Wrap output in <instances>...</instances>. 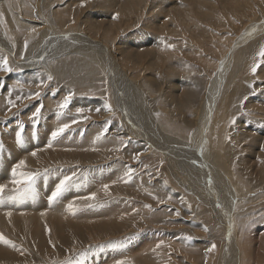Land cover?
Masks as SVG:
<instances>
[{
  "label": "rangeland",
  "instance_id": "1",
  "mask_svg": "<svg viewBox=\"0 0 264 264\" xmlns=\"http://www.w3.org/2000/svg\"><path fill=\"white\" fill-rule=\"evenodd\" d=\"M0 4V25L11 46L16 40L24 41L30 28L27 24L36 20L43 27L50 22L58 33L71 31L89 38L88 43L98 41L109 48L102 52L92 46L100 52L98 56L89 52V45L83 53H78L80 48L72 54L49 55L57 48L43 50L50 52L46 63H38L28 80L14 79L11 83L15 85L9 84L12 90L20 91V97L34 99L30 105L25 101L19 114L16 99H1L6 104L4 112L12 111L8 119H15L9 128L8 119L0 112V186L4 187L0 208L16 211H10L16 226L13 230L0 224V236L8 241L2 244L5 255L0 264H90L89 260H99L102 253L103 260L112 259L109 264H222L229 259L232 263V254L224 258L228 241L223 230L224 226L232 228V220L233 245L240 254L234 264H264V88H253L256 80L264 85V24L254 35L243 38L222 70L226 75L221 97L203 136L211 138L214 149L209 161L198 155L200 138L192 139L193 130L203 126L199 121L204 109L198 110L194 101L205 95L211 82L207 62L217 59L218 65L241 34L258 27L264 18V0H0ZM75 42L77 39H71L66 45L72 49ZM191 49L196 50L195 55ZM7 51L0 48V77L7 78L6 72L20 75L18 62L22 61L13 63ZM15 56L17 59L16 51ZM120 78L124 79L122 84ZM4 92L5 88H0V98ZM45 98L53 102L47 105ZM65 100L67 105L62 108ZM124 104L131 109V117L123 112ZM129 118L134 124L127 121ZM141 121L158 147L143 157L139 155L144 141L131 135L134 142L129 144L130 136L123 138L116 132L135 129ZM65 124L69 127L53 139L52 133ZM111 129L115 133L109 134ZM66 133L71 137L68 145L76 148L64 145ZM39 135L45 138L42 146L38 145ZM77 135L80 141L86 136L99 140L79 149L72 141ZM18 138L22 142L18 143ZM28 141L34 147L25 152L31 155L25 158L27 162L20 159L5 172V164L16 162H10L12 153H21ZM50 145L57 156H44L41 150ZM124 153H132L133 162ZM112 159L116 163H111ZM64 166L71 172L40 201L35 191L37 175L42 176L46 189L54 181L51 172L57 168L64 172ZM93 167L105 174L113 170L118 180L104 182L100 193L89 181L95 174ZM213 167L223 176L221 181H230L227 190L225 181L222 188L218 185L219 190L214 185ZM21 173L35 177L31 190L23 193L17 191L23 185L13 183ZM65 180L67 190L52 199ZM70 194L73 196L67 199ZM77 202L78 207L66 217L75 218L63 228L66 238L49 235L53 212L62 207L71 209ZM224 207H233L232 220L221 209ZM238 237L252 240L249 258L241 253ZM151 240L149 258L139 259L137 256L144 254L139 247Z\"/></svg>",
  "mask_w": 264,
  "mask_h": 264
},
{
  "label": "bare ground",
  "instance_id": "2",
  "mask_svg": "<svg viewBox=\"0 0 264 264\" xmlns=\"http://www.w3.org/2000/svg\"><path fill=\"white\" fill-rule=\"evenodd\" d=\"M35 1V0H34ZM31 2V1H30ZM40 4V3H39ZM41 6V5H40ZM0 7H2V5L0 4ZM40 8V7H39ZM38 15H39V13H38ZM21 20V19H20ZM28 20V19H27ZM22 21V20H21ZM34 23L33 24H27V25H29L30 26V28H29V30L27 31V33H25L24 34V41L23 42H20L19 40H16V41H14L13 42V45L11 46V44H9V42H7L6 40H8L7 38H4V34H3V32H5L6 34H7V32H6V30H5V28L2 26V25H0V33H2L1 34V36H0V48H6V50H8L9 51V53H8V51H7V54H9L10 56H9V59H10V61H12L13 63H16V61H22V62H18V67L21 69L20 70V75H19V73L18 74H13L14 72H12V73H8V72H6V76H7V78H4V77H0V88L1 89H4L5 88V92H4V94L1 96V98H0V112H4V108L6 107V104H5V102L4 101H1V99L3 98V99H9V98H14V99H16V101H18L17 103H16V107H15V110H16V112H18L19 114H20V112H22L24 109H25V107H24V105L27 103V102H29V105H30V103L32 102L31 100H34V99H28V97L27 96H23V95H21V97L19 96V94H20V91H15V90H12V88H11V85H15L14 83H11V82H13V80L14 79H16V81H24V80H28L29 78H31L32 76H33V74H30V72H31V70L32 69H34V67L39 63V65L40 64H44V63H46V58H45V56L46 55H48L50 52H44L43 50H46V51H48V50H52V49H55V48H57L56 50H54V51H57V52H52V53H50L49 55H51V54H55V53H57V54H62V53H64V54H68V53H70V54H72L73 52H76V48H80V50L78 51V53H83V52H85L87 49H88V47L90 46V48L92 47V46H96L97 48H100L101 49V51L102 52H108L109 51V48H108V46L107 45H104L103 43H101V42H98V41H93V43H88V41H89V38H87V37H81V36H79V35H76V33H71V31L69 32V31H66L67 33H58L57 31H55V30H53L50 26V22H49V24L47 23V25H46V27H43V26H41V25H39V24H37L36 23V20H34L33 21ZM47 22V21H46ZM249 22V21H248ZM247 22V23H248ZM252 22V21H251ZM260 22V24L258 25V27H256V28H254V27H252V29H249L248 27V33H247V35H245V34H241V36H239L238 37V35H237V37H238V39H239V42H237L236 44H234L233 45V41H231L230 42V44H229V47H232V45H233V47H232V50L229 52V54H228V56H227V58H225L224 60H221V58H222V56L220 57V63L217 65V59H216V61H209V62H207V67L208 68H211V70H210V76H211V82L207 85V87H206V92H205V95H202V96H198L196 99H195V101H194V104L197 106V108H198V110H199V108L201 107V109L203 108L204 110V116L202 115V118H201V120L199 121V124L202 126V124H203V126L199 129V131H197L196 129L195 130H193V135H192V139L194 140V138H196L197 136H198V138H200L199 139V144H197V147H198V150H199V153H198V155L200 156V158L202 159V161L203 160H207V161H209V156H210V150L211 151H213L214 149H213V147L210 145V140H211V138L209 137V136H207V138H209V139H205L203 136L205 135V132H206V130L208 129V126H209V121H210V118H211V116H212V114L214 113V111H215V109H214V106H215V103H217V100H218V98H220L221 97V92H222V86H223V81H224V78H225V73H223L222 72V70H223V68L225 67V65H226V61H227V59L230 57V54L233 52V50L241 43V41L243 40V38L246 36V39L248 38V36H252V35H254L256 32V29L258 30V28L259 29H261V27H262V25L264 24V18H262V20L261 21H259ZM30 23H32V22H30ZM45 23V22H44ZM251 24V23H250ZM81 25V24H80ZM248 26V25H247ZM252 26V25H251ZM83 27V26H82ZM51 28V29H50ZM166 28V27H165ZM246 28V29H247ZM78 29V28H77ZM79 30V29H78ZM165 30V29H164ZM169 30H170V28H169ZM74 31H76V30H74ZM81 31V30H80ZM65 34H67V35H65ZM82 35H83V33H82ZM43 37V38H42ZM45 37H47L46 38V41L45 42H43V39L45 38ZM71 39H77V41L78 42H75L74 43V45H73V48L72 49H69V46L68 45H66V43H68V41H70ZM93 40H95V39H93ZM80 41H82V42H80ZM61 43V46H59V43ZM79 43V44H78ZM89 45V46H88ZM59 46V47H58ZM58 48H60V49H58ZM35 50V51H34ZM192 50V49H191ZM15 51L17 52V59H15ZM187 51V50H186ZM204 51H206V50H204ZM89 52H95L96 54L95 55H97L98 56V54L100 53L96 48H94V47H92V49H89ZM188 52V51H187ZM225 53V52H224ZM223 53V54H224ZM191 54V53H190ZM192 54L193 55H195L196 54V50H192ZM226 54V53H225ZM224 54V55H225ZM210 56H212V55H210ZM103 58H104V56H102ZM194 58V57H193ZM9 59H8V63H9ZM212 59V58H211ZM100 60H102L101 58H100ZM202 60V59H201ZM3 61H4V58H3ZM103 62V61H102ZM108 64H111V60H109V63ZM107 64V65H108ZM2 71H5V69H3ZM32 72L34 73V71L32 70ZM7 74H10V75H7ZM19 75V76H18ZM262 78L264 79V76H262ZM121 79V78H120ZM119 79V84H122L123 82H124V79H121L120 80ZM259 80H256V83H255V85L253 86V88L255 87V88H259V89H261V88H264V85H259ZM211 83H212V85H211ZM9 84H11V85H9ZM245 85V84H244ZM247 88H248V86H247ZM124 92H126L124 89H122ZM247 90L248 89H246V92H247ZM251 92V91H250ZM123 95H125L124 93H122ZM128 96H131L130 94H128ZM27 97V98H26ZM49 97V96H48ZM223 97H227V98H229L228 97V95H225V96H223ZM132 98V97H131ZM131 100V99H130ZM25 101H27L26 103H25ZM45 102V104H47V105H49L50 103H52L53 101H51V99H50V101L47 99V98H45V100H44ZM12 102V101H11ZM38 103H40V102H38ZM80 103V102H79ZM28 105V106H29ZM123 106V112L124 113H126L128 116H130L131 117V115H130V111H131V109L129 108V106L127 105V104H124V105H122ZM27 108V107H26ZM139 109V108H138ZM196 110V109H195ZM222 109H219L218 110V112H217V114L221 111ZM7 112V113H6ZM6 112H4L3 113V116L4 117H6L7 119H8V117H10V115L12 114V111H11V109H9L8 111H6ZM14 112V111H13ZM137 114L139 115V116H142L138 111H137ZM200 115V114H199ZM12 116V115H11ZM144 116V115H143ZM1 118V117H0ZM20 118V117H19ZM197 118V117H196ZM15 118H10V119H8L7 120V123H8V127L10 128L14 123L13 122H11V121H13ZM3 120V119H2ZM141 120H142V117H141ZM127 121H130V123L132 122L133 124H134V120H132V119H127ZM146 121V120H145ZM21 122V121H20ZM194 123V122H193ZM202 123V124H201ZM3 124V123H2ZM136 124H137V127L135 128V129H133L132 127H129L128 128V130H129V132H128V130H126L125 128H120V129H117L116 130V132L117 133H120L121 134V136L123 137V138H127V139H129L130 137H131V135L133 136V138H134V135L137 137V138H139L140 140H142V141H144V144H143V149L141 150L143 153H140V157H143L144 155H147L148 153H152L153 152V150H155V149H158V147H157V145L151 140V138L147 135V132H148V130H147V126L141 121V124L140 123H138V122H136ZM42 125V124H41ZM3 126V125H2ZM5 126V125H4ZM3 126V127H4ZM199 126V125H198ZM197 126V127H198ZM210 127H211V124H210ZM14 128H15V126H14ZM14 128L10 131L11 133L13 132V130H14ZM204 128V129H203ZM39 133H40V135H41V132L39 131ZM111 133H115V132H113V129H111V132L109 133V134H111ZM136 133V134H135ZM25 134H28V133H26L25 132ZM72 134V132L70 133V135ZM40 135H39V138H40ZM202 135V136H201ZM130 136V137H129ZM46 137V136H45ZM64 137L65 138H63L64 139V142H65V146H67L69 143L67 142V139H69V138H71V137H69V135H67V133H66V135H64ZM90 136H86L85 138H82L83 140L82 141H80L78 138H80L78 135L77 136H75L74 137V139L72 140V141H74L76 144H77V146L79 147V149L81 148V146H87V145H89V144H91V145H93L94 143H96L99 139H97L96 137L94 138H89ZM24 138V137H23ZM132 138V137H131ZM133 138L132 139H129V144H131V143H133L134 142V140H133ZM204 138V139H203ZM197 139V138H196ZM133 140V141H132ZM33 141V140H32ZM69 141H71V140H69ZM116 141V140H115ZM125 141V140H124ZM44 142H45V138H42V136H41V138L39 139V143H38V145H43L44 144ZM162 141L160 140V141H158V144L159 143H161ZM107 143V142H106ZM140 143V142H139ZM11 144V143H10ZM55 144V143H54ZM105 144V140L103 141V142H101V143H99L98 145L99 146H103ZM11 145H13V144H11ZM57 145H59V144H57ZM68 146H70L69 147V149L71 148V146H73V148H76V145L75 144H72V145H68ZM22 147H24L23 148V150L21 151V153H12V159L10 160V162H13L15 159H16V162L15 163H13V164H5L4 165V167H3V169H4V171L5 172H7V170H8V168L11 166V165H17V162L20 160V159H22V160H25L26 161V159L25 158H27L28 156H31V155H29V154H27V153H25V152H27V151H30V149H32L33 147H34V145L32 144V142L31 141H28V142H25V144H23V146ZM59 147V146H58ZM61 147V146H60ZM63 148V147H62ZM67 148V147H66ZM57 149V148H56ZM68 149V148H67ZM66 150V149H65ZM64 150V151H65ZM203 150H204V153H202L203 152ZM43 153H44V156H47V157H51V156H57V151L53 148V147H51V145L50 146H47V148H43L42 150H41ZM59 151H60V149H59ZM71 151V150H70ZM76 152V151H75ZM67 154H68V152H67ZM79 154H84V155H86L87 153H79ZM126 154V155H125ZM24 155H26V156H24ZM121 155V154H120ZM124 155H125V157H127V158H130V161L131 162H133V160H134V156L132 155V153H124ZM128 155V156H127ZM68 156V155H67ZM211 156H213V154H211ZM113 158V157H112ZM126 158V159H127ZM46 159V158H45ZM132 159V160H131ZM5 162H8L9 163V161L7 160V159H3ZM104 160V159H103ZM118 161H121V158H118L117 159ZM124 160V159H123ZM136 160V159H135ZM128 161V160H127ZM27 162V161H26ZM111 163H116V161H115V159H112L111 161H110ZM19 163H20V161H19ZM196 164V163H195ZM10 165V166H9ZM242 166V165H241ZM61 167V166H60ZM193 167V166H192ZM66 168H70V167H67V166H64L63 168H62V170H64V172H61L60 171V168H57V169H54L52 172H51V176L54 178V181L49 185V186H47L46 187V189L45 188H43V182H42V176L41 175H37V177H38V181H37V183L35 184L36 185V187H35V191H36V193H37V195H38V198H39V200L41 201V200H43V198H46L47 197V195L49 194V192L53 189V187H54V185L55 184H57L58 183V181L61 179V178H63L64 177V175L67 173H70L71 172V170L72 169H66ZM7 169V170H6ZM83 168H81L80 170L81 171H83L82 170ZM213 171H212V173L214 174V178H215V180H216V182H215V184L214 185H216V188L218 189V185H219V187H221L222 188V183H225L224 181H221V178L223 179V176H221V174L217 171V168L215 169V167H213ZM237 169H239V168H237ZM93 173H95V174H92V175H90L89 176V181L92 183V185L93 184H95V188L100 192V190H101V192L102 191H104V190H102L105 186L103 185V183L104 182H106V183H108L107 181H109V182H111V181H114L115 179H114V177H115V174H113V170H111V174H105L104 173V171H101L100 170V168H98V167H93ZM259 170V169H258ZM74 171H76V169L74 170ZM99 171H101V172H99ZM233 171V170H232ZM246 171H247V169H246ZM124 172V171H123ZM238 172V171H237ZM244 173V172H243ZM242 173V174H243ZM120 174V173H119ZM123 174V173H122ZM121 174V175H122ZM236 174V173H235ZM201 175V174H200ZM224 175V174H223ZM117 176V175H116ZM120 176V175H119ZM203 176V175H202ZM238 176V175H237ZM240 176V175H239ZM246 176V175H245ZM244 176V177H245ZM118 177V176H117ZM125 177V176H124ZM226 177V176H225ZM234 177H235V175H234ZM243 177V176H242ZM241 177V178H242ZM243 177V178H244ZM249 177V176H248ZM242 178V179H243ZM205 179H206V182H207V185H209L210 184V186L212 185V182H210L209 180H208V177H205ZM235 179V178H234ZM116 180H118V179H116ZM119 180H122V178L121 179H119ZM240 180V179H239ZM100 181V182H99ZM229 181V180H228ZM227 181V182H228ZM2 182V179H1V176H0V183ZM114 182H116V181H114ZM225 183L223 186H224V189H226L227 190V187H229V185H228V183L230 182H228V183ZM236 182H237V180H236ZM238 183V182H237ZM105 184V183H104ZM115 184V183H114ZM119 184V183H118ZM124 185V184H123ZM127 185V184H126ZM119 186V185H118ZM232 186V185H231ZM260 186H262V185H260ZM113 187H114V185H113ZM106 188H108V187H106ZM118 188V187H117ZM116 188V189H117ZM120 188V187H119ZM220 188V189H221ZM44 189H45V191H44ZM57 189V188H56ZM209 189H211V188H209ZM208 189V193H210L209 195V199L211 200V194H212V191L211 190H209ZM231 189V188H230ZM64 190H67V186L65 185L64 186ZM64 190H62V191H64ZM214 190V189H213ZM219 190V189H218ZM221 190H223V189H221ZM225 190V191H226ZM229 190V189H228ZM56 191V190H55ZM54 191V192H55ZM97 191V192H98ZM108 191V190H107ZM233 191V190H232ZM53 192V193H54ZM98 192V193H99ZM100 192V193H101ZM229 192V191H228ZM231 192V191H230ZM262 192V191H261ZM103 193V192H102ZM218 193V192H217ZM216 193V196H217V199H218V195L219 194H217ZM231 194V193H230ZM232 194H233V192H232ZM53 195V194H52ZM73 195L72 194H70V195H68V197H67V199H70L71 197H72ZM100 196V195H99ZM224 196H226V194L224 195ZM233 196V195H232ZM219 197H221V194H220V196ZM230 197V196H229ZM239 197V196H238ZM63 198V197H62ZM62 198H60V199H62ZM231 198V197H230ZM234 198H235V196H234ZM233 198V199H234ZM49 199H51V198H49ZM59 199V200H60ZM67 199H64L63 198V200L62 201H67ZM223 199V198H222ZM235 200H236V198H235ZM229 201H233L232 199H229ZM46 202H47V199H46ZM48 203V202H47ZM217 206H219V201H217ZM233 204V203H232ZM253 204V203H252ZM251 204V205H252ZM226 205H227V203H226ZM254 205V204H253ZM74 207H72L71 209H67L66 207H62V209H60V210H56V211H54L53 212V214H52V218H51V220H50V223L51 222H53V226L51 227V229H52V232H50V234L49 235H51L52 237H58V238H62V239H64V238H66V233H64L63 232V228H64V226H65V224H66V226H67V222H68V220H70V219H75V218H73V217H69L68 218V220L66 219V217H67V215L68 214H72L75 210L73 209V208H75V207H78V202L77 203H75L74 205H73ZM231 206V205H230ZM234 207V206H233ZM233 207H231V208H233ZM251 207V206H250ZM231 208L230 207H228V208H221L222 210H224L225 212H226V214H228L227 216L228 217H230L229 219H231L232 220V215L233 214H231L232 213V211H231ZM8 209L10 210V211H12V212H16L15 210H13L12 208H10V207H8ZM243 209H244V207H243ZM250 209V208H249ZM234 210V209H233ZM236 210V209H235ZM10 211H8V210H2L1 208H0V224H2V225H8V226H11L12 227V229L14 230V228H15V226H16V218L15 217H13L12 216V213L10 212ZM9 213H10V215H9ZM235 213V212H234ZM34 214H36V213H34ZM236 215V214H235ZM7 222V223H6ZM74 222V221H73ZM79 223H83V222H81V221H78ZM77 224V223H76ZM225 224V221L223 222V225ZM78 225V227H79V224H77ZM234 224H233V220H232V228H231V226H224L223 227V230H224V232H225V234H226V237H227V244H228V255L226 254V256L224 257V258H226L227 256H229L230 254H232L233 255V257H234V262H232V263H230L229 261H230V259H229V261L228 260H226L225 261V263H222V264H234V263H237V260L240 258V254L239 253H236V250H235V246L233 245V238H235L234 237V226H233ZM81 227V226H80ZM236 229V228H235ZM236 231V230H235ZM47 232H48V230H46V235H47ZM143 232V231H142ZM70 235V234H69ZM172 236V235H171ZM236 236V235H235ZM141 238H143L142 236H141ZM148 239V238H147ZM7 240V239H6ZM67 240V239H66ZM237 240L239 241L238 242V244H241L242 245V251H241V253L242 254H244V258H249V253H250V249L252 248V240H251V242L248 240V239H246V238H244V240H242V239H240L239 237L237 238ZM154 240H151V241H144V247H139V249H140V251H141V253H144L143 255L141 254H139L137 257L139 258V259H142V260H144V259H146V258H149V252H148V248L149 247H151V245H148L149 243H152ZM172 241V240H171ZM174 243V242H173ZM2 244H6L3 240H0V260H3L2 259V256H4L5 254H4V252H5V249H4V246L2 245ZM255 245V244H254ZM261 246L263 247L264 246V242L262 241V243H261ZM130 249H131V247H130ZM238 249V248H237ZM132 251L134 250L135 251V249H131ZM238 252V251H237ZM59 255V254H58ZM102 256H100V258H98L99 260H89L90 261V264H109L110 262V259L111 258H109L108 260H103L104 259V256H105V253H102L101 254ZM88 256V255H87ZM86 256V257H87ZM239 256V258L237 259V257ZM184 257V256H183ZM76 259V261L77 262H79V261H82V258H79V257H75ZM189 258V257H188ZM223 258V259H224ZM230 258V257H229ZM222 259V260H223ZM112 260V259H111ZM86 261V260H85ZM87 262V261H86ZM227 262V263H226ZM239 263H240V260L238 261Z\"/></svg>",
  "mask_w": 264,
  "mask_h": 264
},
{
  "label": "snow or ice",
  "instance_id": "3",
  "mask_svg": "<svg viewBox=\"0 0 264 264\" xmlns=\"http://www.w3.org/2000/svg\"><path fill=\"white\" fill-rule=\"evenodd\" d=\"M261 55H264V51L261 52ZM5 65L7 64V60L4 61ZM49 79H51V77H49ZM67 100H65L64 104L61 105V107H66L67 105ZM69 125L65 124L62 128L58 129L57 131L53 132L52 133V137L53 139H55L58 135H60L61 133L64 132V130L66 128H68ZM22 141L19 140L18 138V143H20ZM33 155H35V153H33ZM24 162L21 161V165L23 164ZM13 174L16 175V170L13 169ZM34 179L35 177L32 176L31 174H23L21 173L20 174V179H15L13 180V183L14 184H17V185H23V188L21 189H17L18 192H26V191H29L31 190V187H32V183L34 182ZM68 178H66L67 180ZM66 180L65 181H61V184L57 187L56 191L53 193L52 195V199H55L56 196H58L60 194V192L64 189V186H65V183H66ZM4 192V187L3 186H0V194H2ZM71 207V206H70ZM10 215V213H9ZM0 240H3V237L0 236ZM5 243H8V241L4 240ZM215 247V245H213V248ZM212 249H209V251H211Z\"/></svg>",
  "mask_w": 264,
  "mask_h": 264
}]
</instances>
